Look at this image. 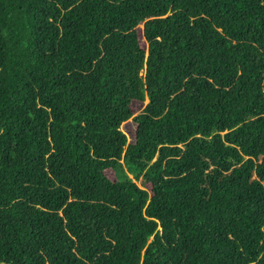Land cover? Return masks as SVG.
Here are the masks:
<instances>
[{
  "label": "trees",
  "instance_id": "obj_1",
  "mask_svg": "<svg viewBox=\"0 0 264 264\" xmlns=\"http://www.w3.org/2000/svg\"><path fill=\"white\" fill-rule=\"evenodd\" d=\"M0 264H264V0H0Z\"/></svg>",
  "mask_w": 264,
  "mask_h": 264
},
{
  "label": "rangeland",
  "instance_id": "obj_2",
  "mask_svg": "<svg viewBox=\"0 0 264 264\" xmlns=\"http://www.w3.org/2000/svg\"><path fill=\"white\" fill-rule=\"evenodd\" d=\"M147 102H148V100L145 99V101L142 104L132 103L131 107H132V111H133V116L139 114L141 112V110L144 108V106L147 104ZM133 129H134V126L132 124L131 119H129L127 122H125L121 127V131H123V133L125 134V136L127 138V142L132 141L134 138ZM105 175L107 178H109L112 181L115 179V176H114V173L112 170L105 171ZM136 183L139 187L142 186L141 180L137 181ZM146 188L149 189V186H147Z\"/></svg>",
  "mask_w": 264,
  "mask_h": 264
},
{
  "label": "clouds",
  "instance_id": "obj_3",
  "mask_svg": "<svg viewBox=\"0 0 264 264\" xmlns=\"http://www.w3.org/2000/svg\"><path fill=\"white\" fill-rule=\"evenodd\" d=\"M148 103V102H147Z\"/></svg>",
  "mask_w": 264,
  "mask_h": 264
}]
</instances>
